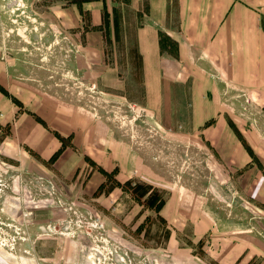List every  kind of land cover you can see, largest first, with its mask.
Wrapping results in <instances>:
<instances>
[{
	"label": "rangeland",
	"instance_id": "374dc122",
	"mask_svg": "<svg viewBox=\"0 0 264 264\" xmlns=\"http://www.w3.org/2000/svg\"><path fill=\"white\" fill-rule=\"evenodd\" d=\"M61 1L0 0V264H264V206L186 85L146 88L134 14L106 12L107 58L77 60L92 27Z\"/></svg>",
	"mask_w": 264,
	"mask_h": 264
},
{
	"label": "crops",
	"instance_id": "0c3cea01",
	"mask_svg": "<svg viewBox=\"0 0 264 264\" xmlns=\"http://www.w3.org/2000/svg\"><path fill=\"white\" fill-rule=\"evenodd\" d=\"M61 2L68 16L65 26L92 27L83 30L84 44L75 41L77 60L106 59L105 22L117 26L114 15L120 6L134 14L123 20L138 28L135 44L146 88L152 83L163 92L186 85L178 90L186 91L188 122L195 129L205 128L206 138L216 140L224 163L240 170L236 185L250 189L252 199L264 206V174L250 157L264 167V0ZM166 39L177 44L175 55L162 47ZM164 76L179 84L173 86ZM240 92L246 99L236 98Z\"/></svg>",
	"mask_w": 264,
	"mask_h": 264
},
{
	"label": "trees",
	"instance_id": "16d2710c",
	"mask_svg": "<svg viewBox=\"0 0 264 264\" xmlns=\"http://www.w3.org/2000/svg\"><path fill=\"white\" fill-rule=\"evenodd\" d=\"M126 1H127V0H126ZM164 43H165V42L162 43V47L164 46ZM174 45H176V47H177V44H174ZM164 204H165V203H164V200H162L161 203H159L157 207H158L159 209H161V208L164 206Z\"/></svg>",
	"mask_w": 264,
	"mask_h": 264
}]
</instances>
